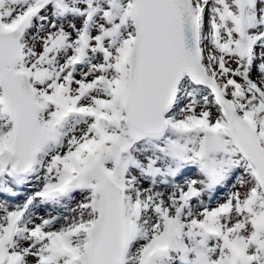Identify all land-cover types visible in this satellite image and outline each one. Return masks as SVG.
I'll use <instances>...</instances> for the list:
<instances>
[{"label":"snow or ice","instance_id":"obj_1","mask_svg":"<svg viewBox=\"0 0 264 264\" xmlns=\"http://www.w3.org/2000/svg\"><path fill=\"white\" fill-rule=\"evenodd\" d=\"M0 264H264V0H0Z\"/></svg>","mask_w":264,"mask_h":264}]
</instances>
